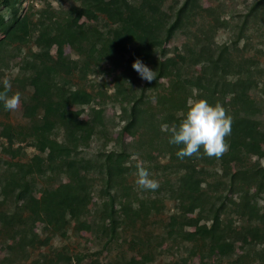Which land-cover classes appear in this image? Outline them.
Instances as JSON below:
<instances>
[{
  "label": "trees",
  "instance_id": "obj_1",
  "mask_svg": "<svg viewBox=\"0 0 264 264\" xmlns=\"http://www.w3.org/2000/svg\"><path fill=\"white\" fill-rule=\"evenodd\" d=\"M22 1L0 0V47L35 38L36 45L47 54L52 46L53 35L57 32L81 57L85 56L86 52L91 57L96 50L110 57L118 52V48L120 55H125L137 44L145 45V56L151 58L157 49H162L164 42L170 41L175 32L184 27L185 20L198 5V0H185L176 13L168 15L162 9L163 0H74L75 4H82L86 10H94L97 19H100L102 14L110 25H114V28L107 29V25L99 28L92 24L75 28L72 19H67L64 23L49 20V23L40 21L38 25H31V17L19 12V4ZM262 8L264 0L254 1L250 11L245 14L243 27L250 18L261 13ZM6 11L9 12L7 16ZM43 16L40 19L46 18ZM76 19H79V16ZM215 22L218 26L220 17H217ZM85 46L88 48L86 52L83 49ZM211 50L212 48L202 47L194 57L197 63L203 64L204 72L200 73V76L187 75L185 70L189 71L190 68L177 67L178 63L175 64L174 61L170 64L171 72L182 78L184 89H196L199 97L206 95L213 106L220 103L227 115L231 109L236 110V115L232 117L231 135L225 138L230 148L221 158H209L203 155L201 149L199 156L179 159L176 155L178 146L170 144L168 139L165 150L169 153L172 164L166 169L171 171L174 165H177L184 174L167 192L169 198L174 200L176 208L182 210L183 220L188 210L198 211L197 218L186 216L185 225H199L201 220H206L192 236L201 241L209 251V256L216 253L226 257L234 251L237 243L245 239L252 241L256 237L261 238L245 221L247 216L258 217V213L253 212L254 209H250L249 204L264 193V167L252 166L250 161L246 160L251 156H263L259 145L264 143V131L260 130L259 124L250 116L247 108V94L252 89V80L237 78L235 81H229L228 77L235 73L231 71L232 61L226 57V50H221L216 60L213 59L215 52ZM121 56L123 58V55ZM71 63L75 69L81 66L82 71L89 69L87 59ZM27 64L26 68L37 69L36 63L30 66L31 63L27 60ZM175 67L176 69H173ZM162 72L163 69L156 75V80L144 85L143 95L136 103L142 102L144 92L157 84ZM36 73L33 72L29 77L34 91L31 99L35 103L46 101L44 117H41L42 120L40 116L34 117V126L28 130L6 126L0 131V136L8 142L4 153L13 159H0V235L3 239L0 264H23L31 248L48 246L52 237L68 238V229L73 223L78 229L92 231L94 234L96 228H99L105 236V249L117 239L123 225L130 224V221L139 216H147L158 206L156 199L152 197L140 198L133 192L132 199L129 192H123V178L135 168L127 164L134 163L132 156L135 154L131 152V145L122 143V138L136 132L138 128L143 130L147 125L145 119H139L135 112L136 107H132L129 113L123 108V114L127 117L123 119L126 123L121 128L118 147L99 152L91 159H84L80 157L79 143L91 140L100 133L99 130L104 127L103 111L92 109L93 119H79L81 111L77 112L71 107L88 105L94 100L93 96L83 89L66 87V78L54 64L46 65L42 74ZM236 74L240 75L237 72ZM238 105H241L242 109H239ZM2 106L0 103V108ZM162 108L165 110L164 106ZM175 110L186 112L187 100ZM161 113L163 121L157 122L162 125L167 123L169 117L165 111ZM61 131L64 132L62 138ZM25 142L32 144L40 153L53 150L54 160L48 163L44 156L35 155L26 162L21 159L14 161L23 151L20 147L14 148L15 144ZM133 144V147L136 146V142ZM233 163L237 165L235 171L231 170ZM205 165H211L214 169L220 167L223 170L221 178L228 180L226 183L221 181L220 184L224 188L217 198H213L211 205L207 203V190L204 187L208 184L211 173ZM94 174H103L106 179L107 201L99 223H91L89 220L93 213L95 216V212L90 209L95 190ZM226 188L228 190L225 193ZM236 196L240 198L237 204L233 201ZM235 210L239 215L237 221L230 218L226 223L221 219L228 211ZM261 218L264 219V216ZM208 222H211L210 226H207ZM36 224L41 225L44 233L51 235L42 238L35 230ZM73 255L70 252H58L54 254V259L56 257L66 264H102L98 259H93L96 253ZM45 258L47 260L44 262L29 264H57L48 254ZM73 259L75 263H72ZM146 263L147 255L143 254L141 261H130L127 264Z\"/></svg>",
  "mask_w": 264,
  "mask_h": 264
},
{
  "label": "rangeland",
  "instance_id": "obj_2",
  "mask_svg": "<svg viewBox=\"0 0 264 264\" xmlns=\"http://www.w3.org/2000/svg\"><path fill=\"white\" fill-rule=\"evenodd\" d=\"M254 1L256 0H198V5L185 20L184 27L181 30L178 29L170 41L164 42L162 49H157L151 58L145 56L147 47L137 46V44L132 46L135 47L132 51L125 55L121 54L123 58L120 55V48L110 57L100 54L98 50L90 57L87 55L86 46L83 48L86 54L81 57L57 32L53 35L52 46L47 54L36 45L35 38L26 42H14L4 48L0 47V91H3L2 81L8 78L12 85L8 94L12 95L16 92L21 94V104L16 111H6L3 106L0 108V131L6 126L28 130L34 126V117H44L46 101L41 100L35 103L31 99L34 91L29 77L33 72L42 74L46 65L54 64L66 78V87L83 89L93 96L94 100L90 104L71 107L77 112L81 111L79 119L86 121L93 119L94 110H102L104 113L102 115L104 127L99 130L101 134L98 133L91 140L79 143L80 157L91 159L99 152H107L118 147L121 128L126 123L123 119L127 117L123 114V108H126L129 113L132 107H136L135 112L139 119H145L147 125L143 130L138 128L136 132L124 136L122 143L131 145V152L138 154L139 160L143 162L151 178L159 182V188L155 191L140 189L135 183L134 175L137 161L128 163L127 166L135 168L131 174L123 178V192H129L132 199L133 192L140 198L156 199L158 206L154 210L147 216H139L136 220L130 221V224L123 225L117 239L105 249H103L105 236L99 228H96V234H94L92 231L78 229L73 223L68 229V238L52 237L48 246L31 248L23 264L44 262L47 260L45 258L47 254L50 259H54V254L58 252H70L72 255L96 253L93 259H98L102 264L139 262L143 254L147 255L146 264H264V219L261 218L264 216V193L249 204V208L254 209L253 212H257L258 217L247 216L245 221L261 238L256 237L252 241L245 239L237 243L229 256L221 257L216 253L209 256V251L204 248L201 241L192 236L200 226L206 223V220H201L199 225H185L186 216L197 218L198 211L188 210L186 215L184 212L183 220L182 210H178L174 200L169 198L167 189L176 183L184 171L177 165H174L171 171H167L166 167L172 164L170 155L165 150L170 134L162 131L161 123L157 122L163 121L161 112L165 111L169 118L164 124L170 127L174 124L178 125L182 119V113L186 112L184 110L176 112L175 109L189 98L207 100L210 104V99L208 100L206 95L200 98L198 92L194 95L193 90L184 89L182 78L172 74L170 65L174 61L175 64L178 63L177 67L190 68L189 71L185 70L187 75L200 76V73L204 72L203 64L197 63L194 57L204 47V49L212 48L215 52L214 60L217 59L221 50H226V57L232 61L231 71L235 73L228 77L229 81H235L237 78L252 80V89L247 94V108L250 116L259 124L260 130L264 131V8L257 16L250 18L247 25L243 27L245 14L250 11ZM184 2L185 0H163L162 9L165 14L171 15L176 13ZM19 12L21 15L28 14L31 17V25H38L40 21L49 23V20L64 23L65 20L72 19L75 28L84 27L87 24L97 25L99 28L106 25L107 29L114 28V25H110L102 14L101 18L97 19L94 10H86L82 4H75L74 0H23L19 4ZM43 13H45L44 16ZM5 14L7 16L9 12L6 11ZM42 16L46 18L40 19ZM77 16L79 19H76ZM217 17H220L218 26L215 25ZM223 22L225 25H222ZM84 59L89 61V69L86 72L82 71L81 65L79 69L73 67L71 62H81ZM137 59L155 71L156 75L163 69L162 77L158 79L155 86L144 92L141 103L136 102L143 95V88L147 81L142 80L132 68V64ZM27 60L30 61V66L36 63L37 69L26 68ZM182 73L184 74V70ZM238 107L242 109L241 105ZM236 113L235 109H231L228 115L232 118ZM63 133L61 131V138ZM135 142L136 146L133 147ZM7 143V140L0 136V159L12 161L13 159L4 153ZM17 147L22 148L23 151L14 161L21 159L22 162H26L35 155L44 156L48 163L54 160L53 150L40 153L27 142L16 143L14 148ZM259 147L263 156H251L246 161H250L252 166L264 167V143ZM205 167L211 173L208 184L204 185L207 190V203L211 205L214 202L213 198H217L224 188L220 184L221 181L226 183L228 180L225 177L221 178L223 170L220 167L216 169L211 165H205ZM236 169L237 165L233 163L231 170ZM93 181L95 190L90 209L95 212V216L93 213L89 220L91 223L96 221L99 223L103 215L102 209L107 201L106 179L103 174H94ZM65 182H67L66 179ZM227 190L226 188L225 193ZM252 191L254 193L255 189ZM239 199L238 196L234 197V203H239ZM238 217L235 210L228 211V214L222 215L221 219L228 223L230 218L237 221ZM210 225L211 222H208L207 226ZM35 230L42 238L51 235L44 233L40 224L35 225ZM186 234H189L187 238ZM2 244L3 239L0 235V247ZM54 260L57 264H66L62 260H57L56 257ZM74 261L73 259L72 263H75Z\"/></svg>",
  "mask_w": 264,
  "mask_h": 264
},
{
  "label": "clouds",
  "instance_id": "obj_3",
  "mask_svg": "<svg viewBox=\"0 0 264 264\" xmlns=\"http://www.w3.org/2000/svg\"><path fill=\"white\" fill-rule=\"evenodd\" d=\"M132 68L142 80L149 83L156 80V72L139 59L132 64ZM2 84L0 103L6 111H16L21 104V94L19 92L8 94L12 87L8 78H5ZM196 92L197 90L193 89L194 95ZM153 102L155 103V98ZM231 125L232 118L227 115L220 103L213 106L207 100L189 98L187 111L182 113L180 123L171 127L168 124H162L161 130L170 134V144L178 146L176 155L179 159L199 156L201 149H203V155L209 158H221L230 148L225 138L231 135ZM132 159L137 161L134 173L136 185L142 190H157L159 182L151 178V174L139 160L138 154L133 155Z\"/></svg>",
  "mask_w": 264,
  "mask_h": 264
}]
</instances>
